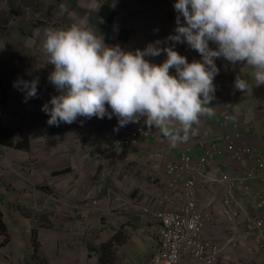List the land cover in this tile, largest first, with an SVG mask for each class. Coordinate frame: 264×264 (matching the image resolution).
<instances>
[{"label": "crops", "instance_id": "1", "mask_svg": "<svg viewBox=\"0 0 264 264\" xmlns=\"http://www.w3.org/2000/svg\"><path fill=\"white\" fill-rule=\"evenodd\" d=\"M181 20L183 22L182 17ZM168 24H176L174 15H171ZM101 25H103L102 22ZM122 30L119 32V38ZM169 35H175V33L170 31ZM119 43L125 50L133 52L137 49L144 50L148 46L146 32H133L128 29H126V39H120ZM185 44L186 46H183L182 43H175L174 49L186 56L190 63L193 60L202 59L200 54L193 49L191 53H187L190 46L186 42ZM167 46L172 45H168V43H165V46L160 45V47ZM210 46L215 48V45ZM145 59L154 64H162L167 56L166 53H162L156 57L147 56ZM216 64L220 69L219 74L214 79L216 98L210 104L213 107L214 115L202 117L200 125L194 126L197 127L196 135L191 136L189 141L176 147H171L167 140L162 137V134L155 129L148 128L143 124V121L130 123L116 130L118 119L115 115L112 119H108L107 116L103 119L79 117L72 124L61 123L59 126L41 123L35 126L36 137L31 139L29 135H26L25 141L17 143L22 144L20 147L14 144V141L13 144H8L11 140L5 144L0 143L1 152L6 151L8 154L4 159L6 163L0 167H9L15 171L13 176L20 177L17 179L20 187L25 186L34 191H39L36 187L46 188L41 192L40 203L38 204L40 209L36 211L34 217L35 221L42 225L41 234L31 230L30 223L28 233L30 235L33 232L35 235L38 234V237L65 243L61 249L64 254H69L57 258L58 263L71 264L73 258L78 257L77 251L80 252L81 262H88V264H96L97 262L100 264H144L146 262L155 247L157 223L144 222L140 218L139 209L135 206L136 202L134 207L130 208L132 218L128 220L126 212L116 208L107 200L106 193L108 188H114L123 199L134 200L139 198L147 205L156 191L143 192V189L151 187L149 177L152 175V166H150L149 157L152 153L165 154L167 152L168 157L177 160L181 152L187 149L188 154L194 160H198L204 153L199 140L206 143L214 141L219 152H216L214 159L210 161L212 168L208 171L222 170L223 173L236 175L241 169L248 168L253 173H258L257 168L247 162L232 163L219 140V130H216L224 113L246 116L250 122L248 130L250 144L255 153L264 155V120L257 122V109L254 104V93L257 92L258 87L254 88L253 94H244L234 89L236 76L251 79L252 70L241 64L233 66L223 58L216 59ZM170 72L174 75L175 69H171ZM46 86L47 88L44 87L43 89L44 97H47L46 103H48L53 96L61 93L52 83ZM41 104L38 103L33 106V116L36 113L47 115L42 111L43 106ZM49 107L51 106L49 105ZM108 111L111 112L110 107ZM46 117L44 116L43 120ZM133 124H140L150 129L152 134L137 140L130 149H124L130 161L134 162L136 176L128 181H123L116 166L110 161L109 154L106 153V150L100 149V146L108 135L115 134V137H118ZM1 128L2 125H0ZM40 130L46 131L47 134L39 136ZM60 135H63L65 139L61 140ZM1 137L2 135H0ZM15 145L24 149H17ZM98 150L103 153H97ZM39 151L43 153L38 154ZM168 161L169 158H164L161 164L163 167L158 170L161 177L164 175V166L169 163ZM20 162L26 163L29 167L19 166L13 170L12 167L21 164ZM20 167L23 170L32 168L31 171L40 172L37 176L40 178L39 181L35 183L24 182L23 177L18 173ZM220 193L217 184L212 182L202 184L198 194L201 209H209L213 196ZM3 198L8 202L11 200V195L5 192V184L0 182V200ZM94 199L100 200V214L92 216L90 213L82 212V206ZM29 203L35 205L37 202L34 200L26 201L22 205L24 211H27ZM3 204L8 208L9 213L11 207L8 203ZM242 210L249 213L254 211L252 204L248 201L243 204ZM241 214L243 217L244 214L242 212ZM9 219H11V214ZM27 220L24 219L23 222L26 223ZM221 224L222 219L218 216L215 217L209 234L217 236ZM245 233L244 225L240 224L236 234L242 240ZM53 248L58 247L54 245ZM119 254H121V259L118 257ZM236 254L243 258L245 264H264V251L256 250L251 241H243ZM99 258L103 261H99Z\"/></svg>", "mask_w": 264, "mask_h": 264}, {"label": "clouds", "instance_id": "2", "mask_svg": "<svg viewBox=\"0 0 264 264\" xmlns=\"http://www.w3.org/2000/svg\"><path fill=\"white\" fill-rule=\"evenodd\" d=\"M174 9L176 34L166 38L173 42L167 47L157 40L144 50H125L108 45L103 34L84 23L46 30L43 49L54 66L48 79L61 93L42 107L47 123L115 115L116 130L143 121L176 147L196 135L202 117L214 115L210 104L220 71L216 59L252 70L251 79L236 76L235 90L252 93L264 85V0H176ZM185 42L201 60L190 63L174 49L175 43ZM162 53L167 56L162 64L145 59ZM38 83L39 78L19 79L13 86L25 93L27 102L37 96Z\"/></svg>", "mask_w": 264, "mask_h": 264}, {"label": "built area", "instance_id": "3", "mask_svg": "<svg viewBox=\"0 0 264 264\" xmlns=\"http://www.w3.org/2000/svg\"><path fill=\"white\" fill-rule=\"evenodd\" d=\"M250 122L244 115L234 116L224 113L217 125L219 140L228 153L232 163L242 162L255 166L258 173L248 168L241 169L236 175L208 171L215 153L219 152L215 142L199 140L204 153L194 160L188 150L181 152L179 159L168 157L167 152L152 153L150 162L152 175L151 187L143 192L156 190L148 204L139 198L123 199L114 188H108L106 197L116 208L132 218L130 208L139 209L140 218L146 222H156V242L154 250L144 264H245L236 254L243 241H251L258 251H264V155L255 153L248 138ZM152 134L150 129L133 124L118 137L108 135L100 149L106 150L123 181L136 176L134 162L130 161L124 149H130L142 137ZM97 153H103L98 150ZM169 158L161 177L158 170L162 161ZM217 184L221 193L214 195L209 209L200 207L199 191L202 184ZM252 204V213L242 210L243 204ZM100 200H91L82 206V212L92 216L100 214ZM241 212L244 214L242 217ZM222 219L219 234H209L215 217ZM242 224L246 233L236 234ZM4 248L0 247V264H7L3 258Z\"/></svg>", "mask_w": 264, "mask_h": 264}, {"label": "rangeland", "instance_id": "4", "mask_svg": "<svg viewBox=\"0 0 264 264\" xmlns=\"http://www.w3.org/2000/svg\"><path fill=\"white\" fill-rule=\"evenodd\" d=\"M175 2L176 0H0V49H2L0 50V123L5 128L0 143L2 140L12 139L14 144H17L25 141L26 135L33 139L37 135L35 126L47 123L49 119L48 114L36 113L33 116L32 113L33 106L38 103H42L43 106L47 102L43 88H47L46 85L51 83L48 77L54 71V66L48 64V57L43 49L46 30L66 29L72 24L84 23L97 35L103 34L108 45H120L121 29L146 32L148 44L160 40L172 45L173 42L167 41L166 38L170 31L175 33L177 27L176 24H168L171 15H174L175 19L178 15L174 9ZM146 4H152L148 11H145L149 8ZM106 6H111L117 12L119 15L117 22L111 25L104 20L103 25H98V15ZM155 28L157 30H154ZM37 30L39 36L34 35ZM165 43L162 45L165 46ZM191 52L190 48L187 53ZM35 78H39L37 96L25 102V93L14 87V82L19 79L31 81ZM254 94L257 122H262L264 85L259 86ZM44 116L47 117L43 120ZM10 131H13V137L10 133L7 134ZM46 134V131L40 130L38 135ZM59 137L61 140L65 139L63 135ZM17 145L22 146V144ZM15 148L24 149L16 145ZM5 152H1L0 149V165L6 163L4 159L8 154ZM42 153V151L38 152V154ZM23 163L13 166L12 169L15 170L19 166L29 167ZM28 169L19 168L18 173L23 177L22 180L28 183L39 181L40 178L37 176L40 172H33L32 168ZM14 172L9 167H0V182L5 184V192L11 195V200L8 202L4 198L0 200V220L6 228L5 233L0 232V247H5L3 258L7 264H64L58 263L57 258L69 254H64L61 249L65 243L38 237L42 225L36 222L34 217L36 211L40 209L38 204L41 192L46 188L36 187L39 191H34L25 186L20 187L17 181L20 177L13 176ZM31 200L37 203L35 205L29 203L27 211H24L22 205ZM3 203H8L11 207L9 213ZM10 214L11 219H9ZM24 219L25 221L28 219L26 223L23 222ZM29 223L31 230L38 234L31 232L29 235ZM54 245L58 248H53ZM77 253L78 257L73 258L71 264H88L81 262L80 252ZM120 255L119 259H121ZM98 260L101 261V258Z\"/></svg>", "mask_w": 264, "mask_h": 264}, {"label": "trees", "instance_id": "5", "mask_svg": "<svg viewBox=\"0 0 264 264\" xmlns=\"http://www.w3.org/2000/svg\"><path fill=\"white\" fill-rule=\"evenodd\" d=\"M146 5H149V8H146L145 11H148L151 9L152 7V4H146ZM99 19H98V25H101V22L104 23V19L110 23L111 25H113L115 23V20H116V17H117V12L114 10V8H112L111 6H106L104 7L100 13H99ZM120 39L124 40L126 39V30H122L121 31V35H120ZM183 46H186L185 43H182ZM1 125V123H0ZM5 131V128H1L0 129V135L3 136L2 132ZM13 137L14 134H13V131H10V132H7V134H9ZM8 141H4L2 140V144H5L7 143ZM8 144H13V140L11 139V142H9ZM0 232L2 233H5L6 232V228H5V225L2 223V221L0 220ZM101 261H103L101 259Z\"/></svg>", "mask_w": 264, "mask_h": 264}]
</instances>
